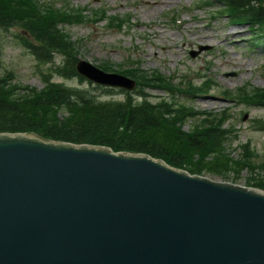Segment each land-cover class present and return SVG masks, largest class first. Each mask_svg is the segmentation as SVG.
Listing matches in <instances>:
<instances>
[{
	"label": "water",
	"instance_id": "95a60500",
	"mask_svg": "<svg viewBox=\"0 0 264 264\" xmlns=\"http://www.w3.org/2000/svg\"><path fill=\"white\" fill-rule=\"evenodd\" d=\"M0 264H264V191L145 153L0 132Z\"/></svg>",
	"mask_w": 264,
	"mask_h": 264
},
{
	"label": "trees",
	"instance_id": "16d2710c",
	"mask_svg": "<svg viewBox=\"0 0 264 264\" xmlns=\"http://www.w3.org/2000/svg\"><path fill=\"white\" fill-rule=\"evenodd\" d=\"M38 1L0 0V28L17 25L28 31L38 41V45L28 44L39 59L48 60L53 51L62 52L66 62L54 68L56 73L75 76L77 53L59 28L61 22L70 21L71 15L42 6ZM224 1L233 20L258 25L264 34V0ZM1 57L0 50V67ZM140 69L139 65L130 66L120 72L138 80L136 94L141 95V100L125 92L123 100L106 101L88 90L53 82L46 74L43 75L45 85L39 89L14 83V74L6 72L0 76V132H35L45 139L147 153L190 173L210 174L233 182L247 170L251 176L246 184L264 189V157L259 158L247 145L237 158L231 157L227 142L232 131L224 126L227 115L193 113L186 104L165 98L151 102L144 93L146 87L163 88L172 95L180 87L158 71L149 74ZM192 88L195 89L193 84L189 91ZM245 94L246 102L264 107V89L245 90ZM193 115L199 117L198 124L185 130L186 119ZM257 122L264 128L263 120Z\"/></svg>",
	"mask_w": 264,
	"mask_h": 264
},
{
	"label": "rangeland",
	"instance_id": "374dc122",
	"mask_svg": "<svg viewBox=\"0 0 264 264\" xmlns=\"http://www.w3.org/2000/svg\"><path fill=\"white\" fill-rule=\"evenodd\" d=\"M69 1L76 6L92 9L91 18L94 17L93 10H106V14L112 16L130 14L131 17L119 30L108 28L106 20L67 27L78 41L79 54L75 55L76 58L80 56L97 67L104 66L117 72L125 68L119 65L122 62L126 63L125 66L137 63L144 70L157 68L165 74L175 72L179 74L181 83L193 78L194 85L200 89L204 82L209 81L210 89L207 88L202 94L192 95L189 99L182 93L176 96L184 102L189 101L195 108L194 112H223L228 108L232 119L227 126L234 130L227 143L231 157L237 158L241 154V145L248 143L260 154L259 158H263L264 129H257L254 119L264 118V107L249 106L239 98L232 100L222 93V90L228 89L229 95L234 96L233 92L239 95L238 89L247 85L264 88V40L257 42L252 39L256 32L254 27L251 28L246 22L231 21L227 14L220 12L224 5L214 0L210 6L201 4L204 0H168L160 5L152 4L154 0ZM231 27L241 33L238 40L232 43L223 38L228 36V28ZM20 32L15 27L8 31L0 30V75L13 72L14 82L42 88V71L48 73L51 65L38 66L34 54L16 36ZM204 33L213 36L210 43L201 41L200 36ZM130 51L133 54L127 56ZM192 52H196L195 55ZM132 58L137 62H132ZM61 60L60 55L56 56V62ZM53 76L54 80L67 85L89 89L100 98L122 100L125 96L120 89H106L110 87H100L86 79L80 81L77 77ZM146 92L151 101L165 95L163 90L155 88ZM238 97L242 98L240 95ZM192 117L185 121L187 130L198 124L199 117ZM256 170L254 172L258 173ZM250 176L251 173L243 170L239 183L243 185Z\"/></svg>",
	"mask_w": 264,
	"mask_h": 264
},
{
	"label": "bare ground",
	"instance_id": "6f19581e",
	"mask_svg": "<svg viewBox=\"0 0 264 264\" xmlns=\"http://www.w3.org/2000/svg\"><path fill=\"white\" fill-rule=\"evenodd\" d=\"M167 1L168 0H154V1H152V4L160 5L161 3L164 4ZM242 30L243 29H241V31ZM228 36L225 35L223 37L224 40L225 41L230 40L231 43H232L233 41L238 40V36H241V33L238 30H236V28L231 27V28H228ZM200 39H201V41H203L205 43H210L212 41V39H213V36L211 34H209V33H207V34L204 33L203 35L200 36Z\"/></svg>",
	"mask_w": 264,
	"mask_h": 264
}]
</instances>
